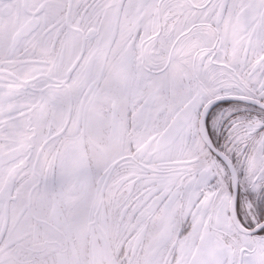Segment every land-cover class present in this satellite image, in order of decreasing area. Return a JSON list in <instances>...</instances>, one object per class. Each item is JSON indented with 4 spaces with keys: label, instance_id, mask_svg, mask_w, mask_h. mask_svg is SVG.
Wrapping results in <instances>:
<instances>
[{
    "label": "snow or ice",
    "instance_id": "1",
    "mask_svg": "<svg viewBox=\"0 0 264 264\" xmlns=\"http://www.w3.org/2000/svg\"><path fill=\"white\" fill-rule=\"evenodd\" d=\"M0 264H264V0H0Z\"/></svg>",
    "mask_w": 264,
    "mask_h": 264
}]
</instances>
